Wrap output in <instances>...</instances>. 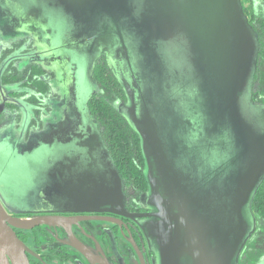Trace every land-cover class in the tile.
Instances as JSON below:
<instances>
[{
  "label": "water",
  "instance_id": "95a60500",
  "mask_svg": "<svg viewBox=\"0 0 264 264\" xmlns=\"http://www.w3.org/2000/svg\"><path fill=\"white\" fill-rule=\"evenodd\" d=\"M29 1L4 0L12 10L3 8L0 21L7 25L13 16L22 21L31 9L38 27L46 21L50 28L49 16L33 6L49 2ZM54 2L56 31L50 34H57L56 43L69 59V68L57 66L62 78L67 70L70 75L63 94L71 87L72 114L64 110L65 121L73 118L76 131L86 127L89 100L99 91L93 67L102 52L126 92L122 114L138 133L146 160L150 191L143 198L153 212L145 214L144 227L157 264H239L257 228L252 207L264 183V109L252 93L260 38L242 0ZM30 29L24 24L13 33ZM9 141L0 144L1 151L18 144ZM117 181L120 185L112 184L114 191L100 205L119 212L123 185ZM93 196L84 193L78 201ZM7 208L17 212L0 200V264H31L33 251L14 228L60 219H24Z\"/></svg>",
  "mask_w": 264,
  "mask_h": 264
},
{
  "label": "flooded vegetation",
  "instance_id": "af4514ba",
  "mask_svg": "<svg viewBox=\"0 0 264 264\" xmlns=\"http://www.w3.org/2000/svg\"><path fill=\"white\" fill-rule=\"evenodd\" d=\"M4 6V0H0V17L5 13ZM28 7L25 4L24 8ZM245 15L250 23L249 15L246 12ZM23 17L21 21L13 16L14 19L7 20V25L0 21V144L6 139L18 143L4 148V151L0 149V200L17 210L7 208L8 213L16 217L25 219L47 215L60 219L33 229L14 228L19 238L33 251L28 253L31 264H157V255L149 247L144 227L149 219L145 214L152 213L153 207L143 198L150 191V186L145 177L146 160L142 149V160H134V166L142 170L145 188L126 169L129 162H118L113 157L105 139V130L90 107L87 111L90 118L85 128L73 130V118L65 121L64 110L72 114L70 83L67 95L63 94L64 78L69 81L70 75L67 70L62 78L57 66L69 68L68 51L60 50L61 45L56 43L57 34H50L46 21L44 26L38 27L37 17L31 9ZM24 24L30 26L31 32L13 33L14 28ZM4 28L10 31L8 36L2 32ZM41 29L45 31L44 37L40 34ZM260 54L252 93L254 103L264 109V101H259L254 95ZM105 60L115 77L107 52L97 56L94 70L100 61ZM117 82L121 89L117 111L132 128L122 114L123 105L128 102L126 92ZM63 119V123L56 124ZM68 122L69 126L63 128ZM132 130L137 133L134 128ZM120 179L123 185L120 211L102 207L101 202L108 201V196L114 191L112 184L120 185L117 181ZM88 192L94 195L93 198L79 202L78 197ZM29 206L39 208L28 209ZM22 207V212L25 209L28 212H18ZM256 223L254 234L261 225L257 216ZM40 237L45 240H40ZM68 241L78 244L82 251ZM248 242L242 250L239 264L246 263L244 256ZM259 263L264 264V256L255 262Z\"/></svg>",
  "mask_w": 264,
  "mask_h": 264
},
{
  "label": "trees",
  "instance_id": "16d2710c",
  "mask_svg": "<svg viewBox=\"0 0 264 264\" xmlns=\"http://www.w3.org/2000/svg\"><path fill=\"white\" fill-rule=\"evenodd\" d=\"M249 2V7L247 6V8L244 6V10L246 14L249 15V21L254 26L260 38V61L264 59V0H249ZM94 72L98 86L102 85L108 87L118 95L121 94L120 85H118V82L109 70L106 60L100 61L96 65ZM89 107L92 114L98 117L105 130V139L111 147L113 157H115L118 162L122 160L125 164L129 162L130 166L126 167V169L138 180L142 188H145L146 184H144L142 170L139 169V166H134V160L137 158L142 160L141 142H139L138 134L135 133L122 116L118 114L116 105L111 100L104 98L101 93H98L92 98ZM252 209H254L259 222L263 224L264 183L256 193Z\"/></svg>",
  "mask_w": 264,
  "mask_h": 264
},
{
  "label": "rangeland",
  "instance_id": "374dc122",
  "mask_svg": "<svg viewBox=\"0 0 264 264\" xmlns=\"http://www.w3.org/2000/svg\"><path fill=\"white\" fill-rule=\"evenodd\" d=\"M43 1L49 2V3L46 5L41 4V3H34L33 6L37 9V11L42 16H49L48 24L50 25V29H51L50 31L52 33L53 31H56L55 30V22L53 20H51V17H52L51 16L52 15L51 9L53 7H55V2H54V0H43ZM258 1H260V0H258ZM52 2H53V6H51ZM242 2H243V6H246V7L250 4L249 0H242ZM9 7H12V4L6 5L4 7L5 11H10ZM18 11H20V10H18ZM67 26H68V24H66V27ZM2 32L3 33L6 32V34H5L6 36H8L10 34V31H7L6 28H4V30ZM258 66H259V69H258V73H257V77H256V85H255V94L254 95L256 96V98L259 101L263 102L264 101V59H262L259 62ZM99 86H100L99 93H101L104 96V98H107L108 100H111L113 103H115L116 107L118 108L119 103L121 102L119 100V98H120L119 95L117 93H115V91H113L112 89H109L108 87H105L102 85H99ZM9 142L13 143V140H10ZM42 239H43V241L45 240L44 237H40V240H42ZM32 242H33L32 240L29 241V243L33 245ZM245 252H246V254L244 256V258H246L245 264H255L256 261H258L261 257L264 256V221H263V224L260 225V229L257 230V232L254 234L252 239L248 242Z\"/></svg>",
  "mask_w": 264,
  "mask_h": 264
}]
</instances>
